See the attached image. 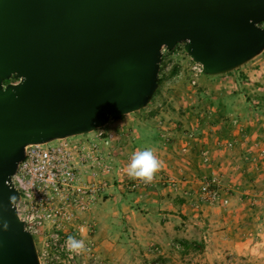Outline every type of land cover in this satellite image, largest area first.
Masks as SVG:
<instances>
[{
  "label": "water",
  "instance_id": "obj_1",
  "mask_svg": "<svg viewBox=\"0 0 264 264\" xmlns=\"http://www.w3.org/2000/svg\"><path fill=\"white\" fill-rule=\"evenodd\" d=\"M263 23L264 0H0V264H41L8 200L28 144L145 107L164 47L183 42L206 75L240 67L264 50Z\"/></svg>",
  "mask_w": 264,
  "mask_h": 264
},
{
  "label": "rangeland",
  "instance_id": "obj_2",
  "mask_svg": "<svg viewBox=\"0 0 264 264\" xmlns=\"http://www.w3.org/2000/svg\"><path fill=\"white\" fill-rule=\"evenodd\" d=\"M257 59L259 62L255 66L263 65L258 77L238 82L231 74H201L196 83H192L189 69L191 56L185 51L184 43L180 42L173 49L163 51L159 84L151 101L145 107L125 114L128 119H116L104 128L114 132L108 148L118 159L123 160L126 169L132 155L144 148H153L157 157L164 161L165 167L159 173L160 178L151 184L131 189L115 182V186L123 189L122 195L133 208L136 205V192L143 190L144 193H150L168 188L174 192L177 200L185 204L187 213H183V216L192 226V233H201L203 210L193 206L184 197V191L190 187L197 188L198 179L202 176H217L229 193L223 183L222 173L215 170V151L220 150L221 146L231 149L240 141H263V132L251 128L241 132L231 119L232 116L238 117L242 123L252 118L257 119L258 123L264 121V52ZM228 141H232L233 145L228 146ZM203 149L209 151L210 164L202 160ZM259 153L261 156V150ZM127 179L131 183L136 181L128 175ZM173 181L178 188H173ZM106 198L104 196L101 199L104 201ZM91 208L79 213L75 219L66 221L60 228L64 236L83 239L88 250L73 254L59 242L50 241L48 235L55 228L47 224L34 235L41 264H152L162 253L172 264H247L234 254L207 259L205 251L209 242H205L204 238L188 239L191 245L182 250L185 251L183 254L176 249L160 253L155 244L144 250L137 249L134 246L137 237L130 231L126 221L108 224L102 216H98L94 222L87 221L85 215ZM206 226L210 228V221ZM206 233L208 235V231ZM181 239L175 237L174 241ZM194 244H200V248L197 245L196 249L193 248Z\"/></svg>",
  "mask_w": 264,
  "mask_h": 264
},
{
  "label": "crops",
  "instance_id": "obj_3",
  "mask_svg": "<svg viewBox=\"0 0 264 264\" xmlns=\"http://www.w3.org/2000/svg\"><path fill=\"white\" fill-rule=\"evenodd\" d=\"M263 52L233 73L238 72L246 78L260 76L263 65L257 67L255 64ZM115 119L125 120L128 117L124 114ZM256 120L252 118L244 124L250 130L263 132V141H240L231 149L221 146L214 153L215 170L222 173L230 201L226 206L199 207L206 216L201 215V233H192V226L183 216V213H187L185 204L177 200L174 192L168 188L150 193L143 190L136 192V205L133 208L122 195L123 189L111 186L104 195L107 198L104 201L100 199L86 213L85 220L94 222L98 216H102L108 224L126 221L137 237L134 246L141 250L155 244L162 253L173 249L175 237L187 240L204 238L205 242H209L205 251L209 260L234 254L247 264H264V155L260 156L259 153L264 148V121L258 123ZM157 178H160L159 173ZM208 221L210 228L206 226Z\"/></svg>",
  "mask_w": 264,
  "mask_h": 264
},
{
  "label": "built area",
  "instance_id": "obj_4",
  "mask_svg": "<svg viewBox=\"0 0 264 264\" xmlns=\"http://www.w3.org/2000/svg\"><path fill=\"white\" fill-rule=\"evenodd\" d=\"M166 49H162V54ZM190 62L191 81L196 83L197 77L204 74L203 66L192 58ZM233 71L235 69L226 73L238 82L248 79L238 72L233 75ZM115 118L87 133L26 146L25 158L19 162L12 184L20 192L17 213L33 235L50 224L55 230L48 235L49 240L65 246L69 236L62 235L60 228L66 221L75 219L79 213L95 205L109 187L116 185L115 182L131 189L146 185L139 180L131 183L127 179L125 163L108 148L114 132L104 128ZM231 119L239 131H247L238 117L232 116ZM227 144L232 146L233 142L228 141ZM261 154L264 155V148ZM202 160L205 164L211 163L208 149L202 150ZM198 184L197 188L190 187L184 191V197L193 206L229 204L230 194L217 176H202ZM171 185L178 188L175 181Z\"/></svg>",
  "mask_w": 264,
  "mask_h": 264
},
{
  "label": "clouds",
  "instance_id": "obj_5",
  "mask_svg": "<svg viewBox=\"0 0 264 264\" xmlns=\"http://www.w3.org/2000/svg\"><path fill=\"white\" fill-rule=\"evenodd\" d=\"M164 167V161L157 157L153 148H144L136 151L130 158V162L127 165V175L133 180L151 184ZM17 199L16 195L9 196L8 200L11 207H16ZM3 229L5 231L9 229L7 221L3 222ZM65 246L73 254H81L88 250L84 240L77 239L75 236L67 237Z\"/></svg>",
  "mask_w": 264,
  "mask_h": 264
},
{
  "label": "trees",
  "instance_id": "obj_6",
  "mask_svg": "<svg viewBox=\"0 0 264 264\" xmlns=\"http://www.w3.org/2000/svg\"><path fill=\"white\" fill-rule=\"evenodd\" d=\"M190 245L191 244L187 239H181V240L174 241L173 249H176L183 254L185 251H182V250L189 248ZM196 245L198 246V248H200V244H196ZM196 245L193 246V248L196 249L197 248ZM152 264H172V263L170 262V259L167 256H165L164 254H161L153 261Z\"/></svg>",
  "mask_w": 264,
  "mask_h": 264
}]
</instances>
